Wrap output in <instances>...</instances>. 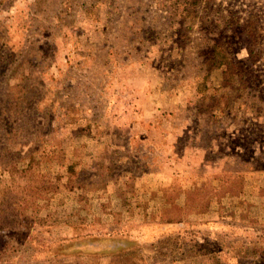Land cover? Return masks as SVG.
I'll return each instance as SVG.
<instances>
[{
	"label": "rangeland",
	"instance_id": "1",
	"mask_svg": "<svg viewBox=\"0 0 264 264\" xmlns=\"http://www.w3.org/2000/svg\"><path fill=\"white\" fill-rule=\"evenodd\" d=\"M0 264H264V0H0Z\"/></svg>",
	"mask_w": 264,
	"mask_h": 264
}]
</instances>
